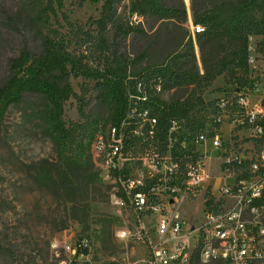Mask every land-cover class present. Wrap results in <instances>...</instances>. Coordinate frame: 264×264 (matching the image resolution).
Returning a JSON list of instances; mask_svg holds the SVG:
<instances>
[{
    "label": "rangeland",
    "instance_id": "obj_1",
    "mask_svg": "<svg viewBox=\"0 0 264 264\" xmlns=\"http://www.w3.org/2000/svg\"><path fill=\"white\" fill-rule=\"evenodd\" d=\"M47 1L0 0V77L8 60L18 53L21 36L28 37L35 54L40 52L43 36H64L71 51L92 55L95 66L102 68L115 57L127 58L133 63L132 72L164 62L192 39L200 62L197 35L193 33L192 0H183L188 12L187 23L177 28L167 24L159 30H152L143 17L139 16L140 21L132 20L128 1L124 0L117 7L118 24L138 27L145 34L132 33L124 38L116 27L109 26L107 50L102 53L95 51L86 33L91 34L95 29L94 22L100 18L106 0L98 3L66 0L64 9L56 15L41 11ZM11 9V15H21L15 25L7 23L6 14ZM259 39H250L252 63L246 76L254 83V91L248 88L253 107L264 98V53L256 52ZM71 84L75 96L65 106V121L83 127L81 136L86 146L93 132L101 125L109 124L112 108L103 101L96 82L80 78L71 80ZM240 90L235 84L226 85L224 77L218 78L203 92L205 104L184 123L193 130L216 133L234 156L250 158L264 148V137H256L242 124L244 118L237 115L234 106L226 109L217 106L218 99L234 100ZM162 98L167 99V96L164 94ZM41 108L40 101L30 98L24 105L11 109L0 127V264H58L51 247L53 241L74 244L85 236L91 241V251L89 261L81 264H158L153 259V252L157 246L165 247V237L158 233L156 217L141 215L130 202H126L123 208L115 206L111 189L83 180L85 172L94 173L95 169L86 167V171L80 170L78 202L72 213L66 212L55 194L41 185V165L52 163L57 156L56 148L39 119ZM219 119L221 124L217 123ZM209 155L215 159L211 160L210 171L216 176L222 159L220 155ZM180 202L171 203L174 209L168 216H177L193 227L194 217L206 202L205 190L188 195L183 203ZM162 216L165 217V212ZM107 218L113 222L104 232L102 224ZM122 230L127 231L125 238L118 236Z\"/></svg>",
    "mask_w": 264,
    "mask_h": 264
},
{
    "label": "trees",
    "instance_id": "obj_2",
    "mask_svg": "<svg viewBox=\"0 0 264 264\" xmlns=\"http://www.w3.org/2000/svg\"><path fill=\"white\" fill-rule=\"evenodd\" d=\"M65 1L48 0L41 11L56 15L64 9ZM82 1L98 3L100 0ZM123 1L106 0L100 18L94 22L95 29L91 34L86 33L96 52L107 50L109 26L116 27L124 38L132 33L145 34L138 27L118 24L117 7ZM127 6L131 15L145 18L152 30L167 24L177 28L188 22L183 0H128ZM11 13L12 9L6 14L7 23L15 25L21 15ZM191 15L193 24L205 29L196 37L200 62L194 41L190 39L164 62L149 65L139 72L131 71L133 63L127 58L115 57L102 68L95 66L92 55L71 51L64 36H43L40 52L35 54L28 37L21 36L18 53L8 60L0 77V127L11 109L24 105L28 99L42 103L38 116L57 156L52 163L41 165L39 181L55 194L66 212L72 213L78 202L80 170L95 169L94 173L85 172L83 180L109 188L102 183L92 156V142L98 129L84 146L83 127L65 121V106L75 96L71 80L81 78L97 83L103 101L111 105L109 124L113 126L126 118L127 96L135 91L139 81L161 83L162 93L152 97L150 104L157 117L158 139L162 145L171 121L186 120L204 105L203 92L218 78L224 77L226 85L235 84L239 89L254 91L253 81L246 77L250 67L249 46L250 39L258 37L256 52L264 53V0H192ZM164 94L167 99L162 98ZM111 222V218L104 220V232Z\"/></svg>",
    "mask_w": 264,
    "mask_h": 264
},
{
    "label": "built area",
    "instance_id": "obj_3",
    "mask_svg": "<svg viewBox=\"0 0 264 264\" xmlns=\"http://www.w3.org/2000/svg\"><path fill=\"white\" fill-rule=\"evenodd\" d=\"M132 16L140 21L137 14ZM204 32V27L193 26L194 35ZM240 91L234 100L218 99L217 106H234L242 124L263 138L264 98L253 107L248 89ZM161 93V83L139 81L127 96L126 118L116 126L101 125L93 139V160L102 183L112 190V203L123 208L130 202L141 215L156 217L165 247H155V263L190 264L194 259L193 264H264V148L254 157H236L221 136L193 130L185 120L171 121L162 145L150 104ZM210 153L222 159L216 176L210 171L215 160ZM200 190H205L206 202L193 227L168 216L172 202L181 199V204ZM118 236L125 238L127 231ZM51 247L58 264L89 261L87 236L74 244L55 240Z\"/></svg>",
    "mask_w": 264,
    "mask_h": 264
}]
</instances>
